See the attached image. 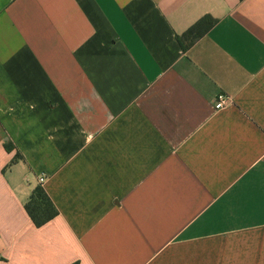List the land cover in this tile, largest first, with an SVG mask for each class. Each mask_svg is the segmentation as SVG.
I'll use <instances>...</instances> for the list:
<instances>
[{
	"label": "crops",
	"instance_id": "0c3cea01",
	"mask_svg": "<svg viewBox=\"0 0 264 264\" xmlns=\"http://www.w3.org/2000/svg\"><path fill=\"white\" fill-rule=\"evenodd\" d=\"M0 264H264V0H0Z\"/></svg>",
	"mask_w": 264,
	"mask_h": 264
},
{
	"label": "trees",
	"instance_id": "16d2710c",
	"mask_svg": "<svg viewBox=\"0 0 264 264\" xmlns=\"http://www.w3.org/2000/svg\"><path fill=\"white\" fill-rule=\"evenodd\" d=\"M216 20L205 17L185 34L178 36V41L184 51L189 50L216 24ZM26 210L37 227H41L58 215V210L49 198L46 190L39 185L32 193Z\"/></svg>",
	"mask_w": 264,
	"mask_h": 264
},
{
	"label": "built area",
	"instance_id": "2783aa9c",
	"mask_svg": "<svg viewBox=\"0 0 264 264\" xmlns=\"http://www.w3.org/2000/svg\"><path fill=\"white\" fill-rule=\"evenodd\" d=\"M231 99L226 94H220L217 96L215 101V109L216 110H223L226 109L230 105ZM44 178L40 179V183L44 182Z\"/></svg>",
	"mask_w": 264,
	"mask_h": 264
}]
</instances>
